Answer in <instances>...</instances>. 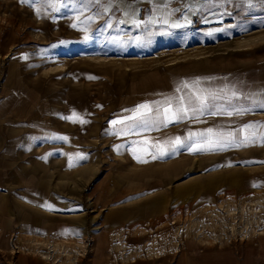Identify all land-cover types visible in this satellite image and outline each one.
Segmentation results:
<instances>
[{"label": "rangeland", "instance_id": "obj_1", "mask_svg": "<svg viewBox=\"0 0 264 264\" xmlns=\"http://www.w3.org/2000/svg\"><path fill=\"white\" fill-rule=\"evenodd\" d=\"M18 87L118 181L110 208L164 216L132 218L116 262L264 257V0H0V102Z\"/></svg>", "mask_w": 264, "mask_h": 264}, {"label": "crops", "instance_id": "obj_2", "mask_svg": "<svg viewBox=\"0 0 264 264\" xmlns=\"http://www.w3.org/2000/svg\"><path fill=\"white\" fill-rule=\"evenodd\" d=\"M132 3L122 13L133 18L142 6ZM39 101L18 87L0 102V264H119L109 243L120 230L132 218L164 216L110 208L125 205L124 191L115 189L120 184L96 182V164L78 136ZM251 253L245 250L234 264H264V245L254 252L263 257L258 262L250 261ZM201 259L188 264H228L215 262L211 250Z\"/></svg>", "mask_w": 264, "mask_h": 264}, {"label": "snow or ice", "instance_id": "obj_3", "mask_svg": "<svg viewBox=\"0 0 264 264\" xmlns=\"http://www.w3.org/2000/svg\"><path fill=\"white\" fill-rule=\"evenodd\" d=\"M22 2H25V3H29V4H31L32 0H22ZM140 109H143L145 113H147V112H151V111H152V109L150 108V106L147 105V104L139 105V106H138V109H137V113H138V115L141 114V113L139 112ZM187 111H188L187 109L181 107V108H179L175 113H173L172 115H173V117H174L175 119H181V118H183V117L181 116V113H186ZM193 111H194V110H193ZM165 113L167 114V109L165 110ZM211 131H212V129H208V132H211ZM176 142H177V144L181 143V141L179 140V138H177V141H176Z\"/></svg>", "mask_w": 264, "mask_h": 264}, {"label": "bare ground", "instance_id": "obj_4", "mask_svg": "<svg viewBox=\"0 0 264 264\" xmlns=\"http://www.w3.org/2000/svg\"><path fill=\"white\" fill-rule=\"evenodd\" d=\"M244 208H245V207H244ZM215 237H216V236L212 237V239H216Z\"/></svg>", "mask_w": 264, "mask_h": 264}]
</instances>
